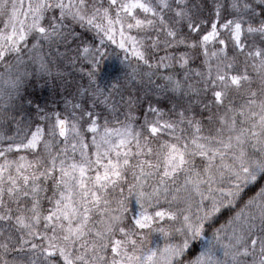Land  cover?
<instances>
[{
	"label": "snow or ice",
	"instance_id": "snow-or-ice-1",
	"mask_svg": "<svg viewBox=\"0 0 264 264\" xmlns=\"http://www.w3.org/2000/svg\"><path fill=\"white\" fill-rule=\"evenodd\" d=\"M0 264H264V0H0Z\"/></svg>",
	"mask_w": 264,
	"mask_h": 264
},
{
	"label": "trees",
	"instance_id": "trees-1",
	"mask_svg": "<svg viewBox=\"0 0 264 264\" xmlns=\"http://www.w3.org/2000/svg\"><path fill=\"white\" fill-rule=\"evenodd\" d=\"M110 63L119 66L117 61H110ZM73 76L76 80L79 79L78 73L73 72ZM72 83L65 85L63 82L52 83L49 81L48 84H44L43 81L39 82L33 91L34 103H39L42 107H47L49 110H60L63 111L64 103L63 97L74 91L73 77H67ZM66 89V91H65ZM167 105V101H164L162 106Z\"/></svg>",
	"mask_w": 264,
	"mask_h": 264
}]
</instances>
